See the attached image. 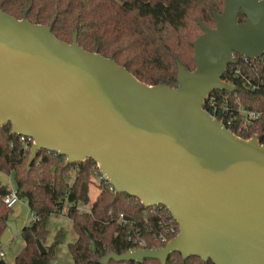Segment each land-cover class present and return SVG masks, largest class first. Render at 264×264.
Here are the masks:
<instances>
[{
    "label": "water",
    "instance_id": "1",
    "mask_svg": "<svg viewBox=\"0 0 264 264\" xmlns=\"http://www.w3.org/2000/svg\"><path fill=\"white\" fill-rule=\"evenodd\" d=\"M214 18V27L199 21L196 69L178 62L172 87L147 85L86 50L77 31L66 42L50 25L0 7V126L34 139L28 169L41 149L66 155V164L92 158L116 191L165 206L179 225L167 244L112 251L104 264H167L174 252L214 264H264V145L202 107L214 89H234L222 81L234 54H264V0H224Z\"/></svg>",
    "mask_w": 264,
    "mask_h": 264
},
{
    "label": "trees",
    "instance_id": "2",
    "mask_svg": "<svg viewBox=\"0 0 264 264\" xmlns=\"http://www.w3.org/2000/svg\"><path fill=\"white\" fill-rule=\"evenodd\" d=\"M0 7L12 16L26 18L36 24L50 25L55 35L72 42L77 31L79 44L88 51L114 59L147 85L166 83L178 86V62L188 71L196 69L193 45L203 33L200 20L215 26L214 13H221L224 0H0ZM240 11L239 21H245ZM229 64L222 80L234 85V90H213L216 106L203 103V108L243 139L256 137L264 145V86L254 90L246 82L264 81V67L253 70L243 64L240 76L232 74L241 59ZM261 112L249 127H240L238 108ZM223 106L227 107V110ZM229 118H234L232 123ZM11 133V124L0 126V172L13 174L15 190L26 200L33 220L21 229L24 245L13 264H57L53 262L57 246L62 242V229L45 245L49 229L47 219L64 211L76 234L68 248L72 264H104L102 258L131 248L160 247V235L178 223L165 206H145L127 193L102 189L91 202L89 185L100 175L98 163L92 158L66 164L67 156L49 149L38 151L28 169L31 142ZM11 189L0 180V238L8 227L13 208L4 202ZM90 205L82 209V205ZM173 238L176 233H167ZM37 239L46 247L41 253ZM140 242H144L141 246ZM0 264H8L2 257ZM4 254V253H3ZM106 264H161L157 259L142 262L109 260ZM167 264H214L199 256L183 259L174 252Z\"/></svg>",
    "mask_w": 264,
    "mask_h": 264
},
{
    "label": "rangeland",
    "instance_id": "3",
    "mask_svg": "<svg viewBox=\"0 0 264 264\" xmlns=\"http://www.w3.org/2000/svg\"><path fill=\"white\" fill-rule=\"evenodd\" d=\"M98 177H94L89 185V196L90 201L93 202L99 192L100 187L98 186ZM0 180L9 189H15L14 175L0 172ZM90 205H82V209H89ZM13 211L11 215L14 217L9 219L8 227L3 232L0 241L2 243L3 255L2 257L7 261L8 264H13L17 253L21 250L24 245V239L21 235V229L25 225H29L33 220V214L30 213V209L26 200L19 199L18 202L12 207ZM51 215L47 219V227L49 229L48 240L45 241V245H48L54 240V237L58 230L62 229L63 239L62 242L57 246L53 262L57 264H72L73 259L69 251V244L72 243L76 234L72 228L71 220L66 214ZM1 250V251H2Z\"/></svg>",
    "mask_w": 264,
    "mask_h": 264
},
{
    "label": "built area",
    "instance_id": "4",
    "mask_svg": "<svg viewBox=\"0 0 264 264\" xmlns=\"http://www.w3.org/2000/svg\"><path fill=\"white\" fill-rule=\"evenodd\" d=\"M241 56V59L239 60V62L237 63V67L232 69V74L235 75V76H240L241 74V71H242V68H243V64H249L251 66V68L253 70H256L257 69V66L260 64L261 66L264 67V54L263 55H260L258 56L257 58H254V59H251L247 56ZM234 57L236 59V56L234 54ZM237 62V59L234 63ZM233 63V64H234ZM232 64V63H230ZM228 67V66H227ZM227 70V68H226ZM225 70V71H226ZM223 82L225 83H229L231 85H233L232 83L230 82H227L225 80H222ZM234 86V85H233ZM246 86L249 88V89H252L254 90L255 88L259 87V86H264V81L261 80L259 84L255 85V84H252L250 81H247L246 82ZM214 90H227V89H214ZM234 90V89H233ZM231 90V91H233ZM212 91L207 94V96L205 97L203 103H205V101L208 100V105L212 106V107H215L216 106V103H215V97L211 94ZM239 106H240V102H238ZM202 107H203V104H202ZM225 110H227V107L226 106H223ZM204 109V108H203ZM206 110V109H205ZM207 111V110H206ZM238 111H239V115L241 116V121H240V127L243 128V129H246L247 127H249V125L257 118H259L261 116V112L259 111H254V110H250V109H245L243 108L242 106H240L238 108ZM209 112V111H207ZM210 113V112H209ZM213 117H215L212 113H210ZM216 118V117H215ZM229 122L228 123H232L234 118H229ZM221 121L223 124V120H219ZM225 125V124H224ZM226 126V125H225ZM23 140H25L26 138V141L28 142H31L33 143L34 142V139L28 137V136H22L21 137ZM31 149V148H30ZM98 170L100 172V175L97 176L98 177V182L100 183L101 185V188L102 189H110V190H113L115 191V187L114 185L101 173L100 169H99V166H98ZM20 198L18 197L17 195V192L15 189L11 188V191L10 193H8L5 197H4V202L10 206V207H13L19 200ZM156 206H160L162 207L161 205H155L154 207ZM172 216V215H171ZM173 217V216H172ZM174 219V218H173ZM175 220V219H174ZM167 233H176V235L179 233V225H178V228L173 226V225H170V227L168 228L167 232L165 234H161L159 237H160V240L161 242H164V243H168L171 239L168 238V235ZM175 235V236H176ZM174 236V237H175ZM173 237V238H174ZM140 245L143 246L144 245V242H140ZM3 255V253H2Z\"/></svg>",
    "mask_w": 264,
    "mask_h": 264
},
{
    "label": "crops",
    "instance_id": "5",
    "mask_svg": "<svg viewBox=\"0 0 264 264\" xmlns=\"http://www.w3.org/2000/svg\"><path fill=\"white\" fill-rule=\"evenodd\" d=\"M31 213V212H30ZM2 252H3V250H2Z\"/></svg>",
    "mask_w": 264,
    "mask_h": 264
}]
</instances>
